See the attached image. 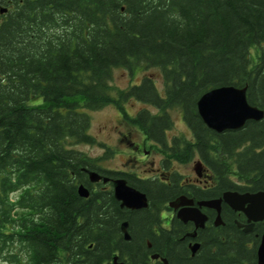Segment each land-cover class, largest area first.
Returning <instances> with one entry per match:
<instances>
[{"label": "trees", "instance_id": "1", "mask_svg": "<svg viewBox=\"0 0 264 264\" xmlns=\"http://www.w3.org/2000/svg\"><path fill=\"white\" fill-rule=\"evenodd\" d=\"M2 8L0 256L15 264H107L114 254L127 264H255L256 238L229 222L200 238L190 256L181 224L165 228L159 214L175 185L103 169L147 196L146 208L120 207L110 184L94 189L86 176L113 148L103 144L104 154L92 158L73 146L98 143L89 112L114 104L170 159L201 158L218 186L231 185L230 172L263 180L256 139L238 149L248 141L245 128L209 129L196 102L214 87L246 86L247 102L264 110V0H0ZM118 67L159 69L161 90L146 74L114 90ZM128 99L142 104L131 116L122 106ZM171 110L191 140L167 137ZM80 184L87 197L79 196Z\"/></svg>", "mask_w": 264, "mask_h": 264}, {"label": "flooded vegetation", "instance_id": "2", "mask_svg": "<svg viewBox=\"0 0 264 264\" xmlns=\"http://www.w3.org/2000/svg\"><path fill=\"white\" fill-rule=\"evenodd\" d=\"M250 105L261 109V107L259 106L252 104ZM243 128H245L243 132H247L246 135L248 136V141L241 143L238 149L249 148L251 144V138H255L256 143H254L253 151H264V116L261 119H248L245 121L244 125L241 128L228 131H230V133H236L238 130ZM147 140L153 144L152 147H155V156H151V152L148 150L142 148L140 150V147H134L137 152L142 153V157L135 160L145 162L144 164L146 165L142 169V176L135 171H123L131 175L133 173L135 180L143 181L148 179L153 182L165 184L167 186H170L171 188H173V185H175V190H177L176 193L170 200H168L164 207L160 208L159 214L162 219V225L165 228L170 229L173 222H178L179 224H181L182 227L180 228V240L183 241L186 248L189 250L190 256H193L191 253L192 245L198 244V247L196 249V251H198L202 243L200 238H204L208 235V232L212 231L218 226H225L226 222H229L243 234L252 233L254 235V238H256L257 240V245L259 244L261 236L264 232V218L252 222L253 226L251 230L248 232H243L242 229L244 225H246L249 221L248 217L242 211H235L227 203L221 201L219 215L222 223L215 224V218L217 216L216 210L204 205H199L198 203L201 201L222 198L223 194L226 192H236L238 194H253L258 192L264 193V179L262 180V177L256 176V174L237 175L233 173L231 175L229 174L228 176L231 184L230 186H224L223 184L218 186V179L215 177L214 170L211 169L201 158L194 157L187 162H178L176 160L170 159L168 154L161 149L158 143H154L148 138ZM146 157H148V159ZM141 165H143V163ZM177 165H189L191 173H182L176 167ZM103 169V167L97 165V170L94 171H96L103 177H109L104 174ZM86 176L88 178V181L90 182V185L94 189L98 187V184L109 185L111 184V179H114L109 177V181L105 183L102 181V179L97 182H92L89 179V174H86ZM258 181L260 182V184L255 185ZM180 196H184L186 199L191 200L192 202L188 205L179 206L177 209L169 207L168 203ZM247 204L248 203H246V205ZM189 207L197 208L198 211L206 217L203 227H197L192 220L183 221L178 218V210ZM256 226L258 227L256 228ZM156 259H158V257Z\"/></svg>", "mask_w": 264, "mask_h": 264}, {"label": "water", "instance_id": "3", "mask_svg": "<svg viewBox=\"0 0 264 264\" xmlns=\"http://www.w3.org/2000/svg\"><path fill=\"white\" fill-rule=\"evenodd\" d=\"M5 8L0 9L3 13ZM197 112L203 123L218 133L225 130H234L241 128L248 119H261L264 112L257 107L251 106L246 100V87H237L234 85H224L211 88L204 92L196 102ZM89 179L92 182L99 181L101 176L95 171H87ZM108 177L102 178L103 182H107ZM113 197L119 201L120 207L128 209H141L148 206V200L142 191L130 186L124 178L111 179ZM78 194L81 197H87L88 189L78 186ZM224 201L233 210L242 211L248 217V223L244 225L242 231L251 230L254 221L264 218V193L258 192L253 194H238L236 192H226L222 198L201 201L198 204L210 207L216 210L217 216L215 224H221L220 219V203ZM192 201L180 196L168 203L169 207L177 209L179 206L188 205ZM246 203H248L246 205ZM179 219L186 221H194L197 227H203L206 217L195 207L182 208L177 212ZM123 238L128 240L127 222L123 221L120 226ZM198 244L191 246L192 255L195 253ZM152 258H157L154 254ZM163 263H166L164 259ZM108 264H127L124 260H119L118 255L114 254ZM256 264H264V232L261 236L259 244L256 248Z\"/></svg>", "mask_w": 264, "mask_h": 264}, {"label": "rangeland", "instance_id": "4", "mask_svg": "<svg viewBox=\"0 0 264 264\" xmlns=\"http://www.w3.org/2000/svg\"><path fill=\"white\" fill-rule=\"evenodd\" d=\"M252 57L256 54V47L251 48ZM151 75L157 82V87L161 90L162 80L160 71L157 68L134 67L131 71L118 67L113 70L111 85L116 89L126 88L130 83H136L144 75ZM141 103L128 99L122 102L123 109H125L130 116L133 115L140 107ZM151 108V107H150ZM155 111L154 108H151ZM91 117L89 133L95 137L98 143L76 144L73 147L76 150L86 153L92 158L101 157L104 154V145L113 148V153L107 155V158L97 162L102 167L108 169H121L128 171H135L142 176V169L146 166L145 162L136 161L141 158L142 153L137 152L134 147L141 150L145 149L151 152V156H155V147L149 142L141 129L128 122L120 113L119 109L114 104H108L103 108L89 112ZM170 116L172 118V126L167 130V137L171 138L174 135H182L191 140V132L185 125L178 110H171ZM134 148V149H133ZM109 156V157H108ZM148 159V157H146ZM143 163V165H141ZM182 173L190 174L191 169L189 165L176 166ZM233 172L230 173V175ZM17 193L11 194L13 201ZM7 224L5 225V229ZM21 263L25 262L26 256H20ZM0 264H15V262L5 261L4 256H0Z\"/></svg>", "mask_w": 264, "mask_h": 264}]
</instances>
